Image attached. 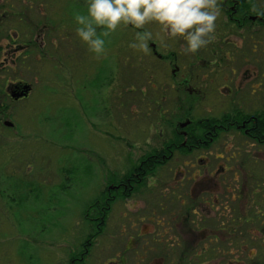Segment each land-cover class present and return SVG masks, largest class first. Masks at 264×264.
Masks as SVG:
<instances>
[{
  "label": "rangeland",
  "instance_id": "1",
  "mask_svg": "<svg viewBox=\"0 0 264 264\" xmlns=\"http://www.w3.org/2000/svg\"><path fill=\"white\" fill-rule=\"evenodd\" d=\"M24 2L30 11L18 23L7 21L6 30L11 36L17 31L33 45L17 71L5 70L0 57V264H136L144 259L143 240L152 239L146 234L161 227L122 214L135 209L140 215L165 217L166 206L185 207L179 193L163 191L164 177H149L145 190L133 196L139 206L115 202L88 254L84 245L98 231L92 219L112 173H123L139 162L150 143L161 146L173 135L180 119L173 88L177 78L170 61L154 51L169 57L180 39L156 24L146 25L154 38L144 53L128 46L137 29L120 27L107 39L106 53L96 56L75 34L73 17L84 11L83 0ZM17 81L31 87L19 101L5 91ZM176 157L169 162L172 168L180 163ZM260 162L257 173L264 176V160ZM145 193L155 198L149 203ZM257 231L264 234V227ZM131 237L134 243L128 245ZM241 237L257 248L260 236ZM162 245L174 246L167 239ZM255 248L234 251L232 260L241 262L233 264H251V258L264 255V247ZM159 251H148L145 260L158 259Z\"/></svg>",
  "mask_w": 264,
  "mask_h": 264
},
{
  "label": "flooded vegetation",
  "instance_id": "2",
  "mask_svg": "<svg viewBox=\"0 0 264 264\" xmlns=\"http://www.w3.org/2000/svg\"><path fill=\"white\" fill-rule=\"evenodd\" d=\"M24 1L0 0V33L2 28L7 33L1 36L0 57L7 71H17L18 61L33 45L17 31L11 36L6 30L7 21L18 23L30 11ZM217 2L220 15L211 43L195 54L183 51L182 39L177 41V50L169 49V57L154 51L158 58L170 61L172 76L177 78L173 88L180 113L178 128L161 141V146L151 147L150 143L137 164L121 174L112 173L95 211L97 216L92 219L102 234L115 202L139 206L133 196L145 190L149 177H164L163 191L179 193L185 207L168 205L165 217L140 215L135 209L120 212L123 217L139 215L140 221L148 222L146 225L161 227L146 234L152 239L143 240L144 259L136 264L240 263L231 255L255 248L241 237L248 234L260 236L254 250L264 247V234L257 231L264 227V176L257 173L260 160H264V0ZM152 47L156 49V45ZM24 84L28 83H12L5 89L7 96L21 100L11 94ZM5 125L9 126L7 122ZM174 156L180 163L172 168L169 162ZM250 159L255 163L248 164ZM144 196L149 203L155 198L152 193ZM165 239L174 244L172 249L163 247ZM133 240L131 237L128 245ZM237 241L239 244L234 243ZM157 250L158 259L145 260L148 251L153 254ZM257 256L250 259L251 264H264V255ZM119 264H124L123 260Z\"/></svg>",
  "mask_w": 264,
  "mask_h": 264
},
{
  "label": "clouds",
  "instance_id": "3",
  "mask_svg": "<svg viewBox=\"0 0 264 264\" xmlns=\"http://www.w3.org/2000/svg\"><path fill=\"white\" fill-rule=\"evenodd\" d=\"M84 11L74 14L75 34L96 56L120 27L137 29L129 47L146 53L156 24L171 38L184 42L183 51L195 54L212 42L220 15L217 0H83Z\"/></svg>",
  "mask_w": 264,
  "mask_h": 264
},
{
  "label": "water",
  "instance_id": "4",
  "mask_svg": "<svg viewBox=\"0 0 264 264\" xmlns=\"http://www.w3.org/2000/svg\"><path fill=\"white\" fill-rule=\"evenodd\" d=\"M30 89L31 88L28 84H24L22 87L17 86V88L12 92L11 95L14 99L23 98L29 94Z\"/></svg>",
  "mask_w": 264,
  "mask_h": 264
},
{
  "label": "trees",
  "instance_id": "5",
  "mask_svg": "<svg viewBox=\"0 0 264 264\" xmlns=\"http://www.w3.org/2000/svg\"><path fill=\"white\" fill-rule=\"evenodd\" d=\"M173 131H176V128H175V127L173 128ZM96 235H98V236L101 235V231H99V229H98L97 233L91 234V235L89 236L88 241H86V243H85V247H86L87 249H90V248L92 247V242H93V240H94V238H95ZM86 248H85V252H84V253H85V254H88L90 251L87 250ZM85 254H84V255H85Z\"/></svg>",
  "mask_w": 264,
  "mask_h": 264
}]
</instances>
